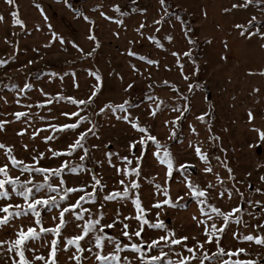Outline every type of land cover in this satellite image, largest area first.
<instances>
[{
	"label": "rangeland",
	"instance_id": "374dc122",
	"mask_svg": "<svg viewBox=\"0 0 264 264\" xmlns=\"http://www.w3.org/2000/svg\"><path fill=\"white\" fill-rule=\"evenodd\" d=\"M69 2L71 8L64 0H15V5H9L7 0H0V15L4 17L0 21V60L7 61L6 64L0 65V121L7 122L4 129L0 130V143L12 146L13 155L26 164L32 163V158L37 157L40 152L45 154L44 158L39 159V164L44 167L56 168L63 162H67L69 167L83 164V168L76 173L66 170L63 172L66 186L83 185L85 192H92L91 178L96 175L104 185L103 188L97 186L96 195L99 198L108 192L121 189L117 181L124 179L104 160V153L112 151L129 155L127 142L137 133L132 131L126 122L115 118L120 113L112 114L107 110L104 114L94 113H98L99 106L104 103L119 104L128 100L129 112L133 116H138L142 124L150 125L152 134L162 143H170L171 150L179 162L189 160L194 163L196 169L192 173L193 178L203 183L213 177L201 173L203 165L195 159L192 149L188 147L190 139L193 141L198 139L190 133L189 124H194L201 134L199 139H204L207 135L206 126L195 117L202 112H209L211 107L208 119L213 132L222 138L223 146L228 149L229 164L239 181L235 186L246 198L264 201V195L255 193L248 187L250 184L252 188H264V184L258 179L259 175L264 174V169L256 167L257 163H264V149L257 153L247 147L254 136V133L249 131L251 125L248 123L247 110L249 108L253 110L256 116L254 123L257 126L264 125V76L259 75L264 69V48L260 46L264 44V40L259 36L250 39L242 37L239 35L240 29L234 27L236 24L246 25L247 20L253 15L258 19L264 17L262 10L264 6L252 4L247 9L232 8V4L243 3L244 0H166L169 15L162 24H153V20H159L164 15L159 0H135V3L132 0H69ZM114 4L120 5L121 12L125 15L116 12L112 7ZM98 5L102 7H97ZM16 6H18L16 18L23 21L22 25L13 23L14 17L11 12L16 10ZM139 9L147 11L141 13ZM224 9L229 11L226 12ZM85 16L89 19L85 20ZM177 16L181 19L178 20ZM119 20H123V24L118 23ZM141 23L145 25L141 29L143 36L136 31ZM150 35L157 37L163 48L147 39ZM169 35L172 37L171 40L166 39ZM92 36L95 40L90 38ZM189 50L191 57L184 56L183 53ZM130 51L138 55H130ZM89 52L92 54L87 55ZM173 53L179 55L174 56ZM139 56L158 60L159 67L149 65L145 60L139 59ZM193 61L199 69L196 72L193 71ZM250 70L256 74L249 75ZM92 73L100 75L101 80L97 81ZM184 75H188L190 79L185 81ZM163 81H169V84L165 85ZM193 81L198 82L200 86L189 92L187 85ZM25 84H31L32 87L24 88ZM97 84L100 85V90L94 98V103L90 107L80 105L83 109L81 114L88 116L90 122L85 121L76 129L53 130L48 127L72 123L76 119L62 115L63 112L77 111V107L67 100L60 99L57 94L87 99ZM129 84L132 85L131 88H128ZM171 85L178 86L179 92ZM253 88H258L259 92H254ZM44 93L48 95L45 96ZM181 94L188 97L191 110L185 113V118L179 122L178 139L168 141L169 126L165 125L164 121L179 115L169 108L180 103L176 97ZM148 96H159L165 101V106L154 118L148 115L150 103L147 100ZM45 99L51 103L41 107L40 104ZM17 100L20 103H16ZM29 105L31 107H28ZM17 111L27 112L31 119L28 116L16 119L13 113ZM41 116L45 119L41 120ZM92 124H95L96 128L86 137L85 147L89 149V155L83 162L79 159L82 155L79 150L70 156L62 154L58 157H53L48 151L50 148L63 151L79 132L85 131ZM21 129L25 131L18 135ZM34 131L37 132L35 137L32 135ZM45 136L52 138L45 140ZM24 145H27V148ZM93 145L99 147L94 148ZM209 151L220 154L216 149ZM135 154L139 156L140 152L136 151ZM112 159L113 164L118 163L115 156ZM4 162H7L5 150L0 149V163ZM217 170L222 176L227 175L224 170ZM10 172L12 175H20V172L11 165ZM246 172H251V177L245 176ZM27 177L28 173L20 176L22 180ZM150 177L155 179L150 180ZM163 177V167L154 161L150 153L145 156L141 176L131 177L137 179L140 184L138 191L143 206L150 209L147 213L148 218L154 221L155 213L159 211L160 219L168 227L174 228L178 235L195 236L203 240V225H197L192 219L194 214L199 216L194 202L185 198L184 203L188 205L187 207L165 206L160 209L152 207L156 200L164 199L163 191L159 194L155 191L156 183L163 187ZM35 179L41 180L42 177L35 174ZM52 182L56 184L59 181L53 177ZM125 182L127 183V180ZM170 183L173 198L178 194L184 195L181 185L175 180ZM225 187H232V182H227ZM46 192L45 189L41 194ZM81 194L83 193L72 195L70 202ZM16 199L13 197V202ZM4 202L6 201L0 200V203ZM210 202L224 211L237 204L244 209L240 213L241 222L237 224L232 220L222 240L226 251L229 248L233 251L237 248L246 250L244 253L233 255L231 259H264V246L236 239L231 235L237 229L239 235L249 233L264 235V229L256 228L257 224L264 223V214L261 213L259 206L253 208L235 194L231 200L224 198ZM83 206L95 212L98 203L85 200ZM117 211L121 220L129 215H135L134 205L130 200L117 199L106 203L103 223L111 222ZM41 215L44 218V226H51L53 223L51 213L41 210ZM66 218L71 220L68 214ZM30 219L21 218L15 223H23L27 227ZM214 220L219 226L221 218L214 216ZM124 222L129 224L130 233L137 228L134 219ZM120 229L121 224L117 222L113 228L105 231L109 235L120 236ZM76 232L75 225L69 223L63 235L69 236ZM160 234L163 233L145 226L142 236L147 239ZM10 238H14L11 229H0V239ZM47 239L50 240L51 236ZM120 239L127 242L122 236ZM28 246L37 247L36 243L31 241L28 242ZM205 246L209 251H215L214 246ZM110 250L111 246L106 245L105 252ZM47 251V248H39V253L47 255ZM164 251L168 253L169 258H177L176 254L181 251L184 255L188 254L179 246H173L171 251L164 248ZM25 254L32 259L31 252L26 250ZM70 254L71 252L61 250L57 254L59 264H70L67 259ZM152 254H158V250H154ZM85 255L88 256V253ZM121 255L132 258L135 254L130 249H124ZM5 260L7 257L0 254V262Z\"/></svg>",
	"mask_w": 264,
	"mask_h": 264
},
{
	"label": "snow or ice",
	"instance_id": "6c2138e0",
	"mask_svg": "<svg viewBox=\"0 0 264 264\" xmlns=\"http://www.w3.org/2000/svg\"><path fill=\"white\" fill-rule=\"evenodd\" d=\"M135 3V0H132ZM9 5H15V0H7ZM64 3L71 8L72 5L69 0H64ZM159 4L164 11V15L159 20H153V24H162L166 16L169 15L168 6L166 0H159ZM256 4L264 6V0H244L243 3H234L232 8L247 9L249 5ZM97 7H102L98 5ZM116 12H121L120 5H112ZM264 10V8H262ZM43 11V9H41ZM141 13L147 11V9H139ZM229 11V9H224ZM79 14V10H77ZM107 15L106 13H101ZM125 15V13H122ZM206 14V13H205ZM14 17L13 23L22 25L23 21L16 18L18 17V6L16 10L11 12ZM112 19V17H107ZM4 19L3 15H0V21ZM47 19V17H45ZM85 20L89 17L85 16ZM180 20L181 17L177 16ZM118 23L123 24V20H119ZM49 27H51L49 25ZM145 25L143 23L136 29L141 36H143V29ZM235 28L240 29L239 35L245 38H253L259 36L264 40V17L260 19L253 15L247 20L245 24H236ZM159 29H157L158 31ZM95 40V37H90ZM147 39L156 43L159 47L163 48V44L155 36H148ZM167 40H171L172 37L166 36ZM192 41H190L191 43ZM98 46V42H97ZM264 48V44L260 45ZM227 48V43H225ZM89 52L87 55H91ZM130 55L137 56L138 54L130 51ZM174 56H178V53H173ZM184 56L191 57V50L183 53ZM139 59L145 60L149 65H155L159 67V61L149 59L147 56H139ZM226 59V57H225ZM6 60H0V65L6 64ZM179 63V60L177 61ZM193 71H198L196 62L193 61ZM135 68V65L132 66ZM167 67V66H166ZM138 71V70H137ZM181 71H183V65L181 64ZM256 73L249 71V75H255ZM56 75V73H52ZM97 81L101 80L100 75L92 73ZM259 75L264 76V69L259 72ZM183 79L188 81L190 77L184 75ZM165 85L169 84V81H163ZM199 83L193 81L187 85L189 92L194 87H199ZM31 84H25L24 88H31ZM132 85L129 84L128 88ZM171 87L179 92V88L176 85ZM100 85L94 86L91 94L87 99H76L71 96H63L57 94L60 99L67 100L77 107V111L63 112L65 117H76L72 123H65L57 126L48 127L65 129H76L83 122L89 121V117L82 115L83 109L80 105L90 107L94 103V98L98 95ZM43 92V89H41ZM254 92H259L258 88H253ZM47 96V93H44ZM180 103L169 108L172 112H178L179 115L173 117L170 120H165L164 124L168 125L167 139L172 141L178 139L177 128L180 126L179 122L182 118H185V113L191 110V104L188 97L181 94L176 97ZM149 103L148 115L155 117L159 111L165 106L164 99L159 96H148ZM16 103H20L19 100ZM51 101L45 99L40 106L50 104ZM129 101L124 100L119 104H113L112 102L104 103L99 106L98 113L104 114L107 110L112 114L120 113L115 116L117 120H121L127 123L132 131L137 133L133 138H130L127 142V151L129 155H121L119 152L107 151L104 153V160L111 165L117 175L123 176L124 179H119L117 183L121 186V189H116L108 192L101 197H97V186L103 188L101 179L96 175L91 178L92 192H85L83 185L78 186H66V181L63 176V172L69 171L72 173L78 172L83 168V164L69 167L67 162L61 163L56 168L44 167L39 164V159L44 158V153H38L37 157L32 158V163H24L22 160L17 159L13 155V148L10 145L0 143V149L5 150L7 162L0 163V200L6 201L0 203V229H11L14 238L0 239V254L7 257V260L0 262V264H59L57 254L63 250L71 252L67 257L70 264H264V259L261 260H233L231 257L239 253H244V248H237L233 251L229 248L227 251L222 245V240L232 220H235L237 224L241 222L240 213L244 211L243 208L237 204L231 207L230 210L224 211L220 207H217L215 203L210 202L214 199H232L235 194L240 199L244 200L247 204L253 208L259 206L260 211L264 214V201L253 200L246 198L239 188L235 185L239 183L236 178L234 169L230 166L228 161V149L223 146L222 138L212 130L210 119H208L211 111L202 112L195 117L197 121L206 126L207 135L204 139H199L200 132L194 124H189L190 133L197 137L195 141L189 140L188 147L192 149L194 157L203 167L200 169L201 173L205 176H211L213 179H207L201 183L193 178V171L196 169V165L189 160L179 162L174 156L170 143H162L156 135L152 134L151 126L142 124L138 116H133L128 110ZM28 107H31L30 105ZM16 119L31 116L25 111H17L13 113ZM248 123L251 125L249 131L254 133L251 142L247 144L249 150L259 153L264 149V125L257 126L254 121L256 116L251 108L247 110ZM41 120L45 117L41 116ZM90 122V121H89ZM7 122L0 121V130L4 129ZM96 128L95 124L87 128L85 131L79 132L78 136L67 145V148L63 151H57L54 149H48L53 157H58L62 154L72 155L79 150L82 155L79 156L80 161H84L89 155V149L85 147V141L88 134L94 132ZM25 129H21L18 135H22ZM33 137L37 135V132L32 133ZM52 137L45 136V140H49ZM207 142V147H205ZM111 141H109V144ZM27 148V145H24ZM94 148H98L99 145H93ZM209 149H216L220 154L210 152ZM136 151L140 152V155L135 154ZM150 153L154 161L161 165L164 169V185L155 184V191L159 194L163 191L164 199L156 200L153 204V208L160 209L162 207L177 208L180 206L187 207L184 203L185 198L194 202L197 205V211L199 216L193 215L192 219L197 225H203L202 234L203 240L197 239L195 236L189 237L188 235H178L174 228L168 227L165 222L160 219V212H156V219L150 220L147 213L150 209H146L143 206V202L139 195L140 184L137 179H132L134 175L139 178L142 173V164L144 162L146 154ZM116 157L118 163L113 164V157ZM215 161V163H213ZM101 161H98L100 163ZM133 162H135L133 164ZM10 165L16 168L20 175H12L10 172ZM123 165V167H121ZM258 169H264V163H257ZM224 170L227 175L222 176L220 171ZM28 173V177L21 179L20 176ZM35 174L42 177L41 180L35 179ZM159 175V173H157ZM251 172H246L245 176L251 177ZM58 179V183L54 184L52 178ZM150 180H154V177H150ZM259 181L264 184V174L259 175ZM127 180V183L125 182ZM175 180L181 185V191L184 195H177L175 198L171 195V181ZM227 182H232V187H225ZM248 187L255 193L264 195V188L255 187L249 184ZM47 190L45 194H41L44 190ZM55 193V195H53ZM76 193H83L70 202L71 196ZM13 197L17 198L13 202ZM130 200L134 205L135 215H129L124 220L120 219V213H115V218L109 223H103L105 219L104 207L109 201ZM89 200L94 203H98V207L95 212L89 208L83 206L84 201ZM63 202V203H61ZM208 209L209 211H205ZM41 210H46L51 213V220L53 221L51 226H44V218L41 215ZM236 215H233V214ZM66 214L71 217V220L66 218ZM251 215V213H250ZM215 217H220L221 222L219 226L214 220ZM31 218L28 226L23 223L16 224L15 221L21 218ZM134 219L137 222V228L131 233L128 231L129 224L124 222L125 220ZM121 224L120 236L126 238V241H122L120 236L109 235L105 229L113 228L116 223ZM69 223L75 225L77 229L76 234L64 236L63 231L68 227ZM145 226L149 229L156 230L163 234L157 235L155 238H147L142 236L145 232ZM247 225H245L246 227ZM257 229H264V223L257 224ZM239 230L233 231L231 235L236 239H242L249 242H255L258 245L264 246V235H254L249 233L248 235H239ZM147 235V233H145ZM51 236V239H47ZM135 238V239H134ZM192 241L190 244L189 241ZM36 243L37 247H29L28 242ZM62 244V247H61ZM106 245L111 246V250L105 252ZM205 245H211L215 247V251H209V248ZM72 246V247H70ZM173 246H179L180 249L186 250L187 255H184L183 251L178 252L177 258H169L168 253L164 251V248L173 250ZM39 248H47V255L39 253ZM124 249H130L135 255L132 258L128 256H122L121 253ZM26 250L32 253V259L26 256ZM154 250H158V254H152ZM15 253V255H13ZM88 253V256L85 255ZM259 255V253L257 254ZM229 257L225 259V257ZM18 257V259H17ZM162 257L164 258L162 260ZM91 258V259H89Z\"/></svg>",
	"mask_w": 264,
	"mask_h": 264
}]
</instances>
